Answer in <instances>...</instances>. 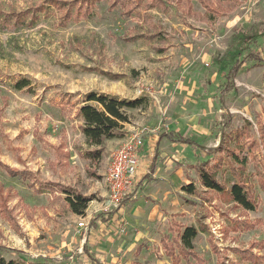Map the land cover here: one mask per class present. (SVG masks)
Returning <instances> with one entry per match:
<instances>
[{
    "label": "rangeland",
    "instance_id": "374dc122",
    "mask_svg": "<svg viewBox=\"0 0 264 264\" xmlns=\"http://www.w3.org/2000/svg\"><path fill=\"white\" fill-rule=\"evenodd\" d=\"M73 1L75 9L84 4ZM164 1L169 10L154 7L131 16L121 7L110 9L109 1H103L93 6L91 15L62 24L66 9L60 11L47 0H0L1 20L43 3L50 5L48 14L42 12L35 24L5 19V28H0V246L7 260L133 264L137 259L140 264H173L160 241L172 217L169 211L155 226L141 230L129 220L108 224L101 220L117 209L105 179L110 154L134 137L140 136L144 147L150 133L172 131H181L210 151L220 144L222 127L227 133L236 131L246 120L251 123L250 138L239 139L252 140L253 152L248 146L238 151L247 161L256 209H242L226 193L206 191L203 199V195L181 191L186 183L200 186L191 166L193 145L175 148L190 157L181 158L187 178L180 183L175 179L179 191L170 184L165 187L163 206L184 213L178 219L186 226L198 227L202 221L209 227V232L200 231L194 240L206 264H217L218 259L224 264H251L242 261L237 251L249 247L254 254L264 255V246H258L264 241V170L253 174L261 168L255 164L264 162V61L246 62L236 76L235 89L221 96L231 64L251 49H264V0H210L219 12L207 11L198 0ZM22 77L31 85L17 90L13 82ZM90 91L124 99L147 98L145 106L128 110L125 136L99 160L87 158V151L94 147L87 144L81 131L83 121L76 114ZM233 146L237 148L236 143ZM58 147L69 156L62 157ZM4 165L31 171L37 179L11 177ZM223 169L218 176L230 187L238 179L227 164ZM48 182L91 197L85 215L72 212L67 194ZM136 189L135 184L130 197ZM152 195L144 196L149 204L160 198ZM132 207L129 200L126 210ZM235 219L250 221L255 227L229 229ZM83 220L88 228L80 226ZM210 235L220 257L212 251ZM86 240L89 254L82 250ZM139 246L142 250L137 256Z\"/></svg>",
    "mask_w": 264,
    "mask_h": 264
},
{
    "label": "trees",
    "instance_id": "16d2710c",
    "mask_svg": "<svg viewBox=\"0 0 264 264\" xmlns=\"http://www.w3.org/2000/svg\"><path fill=\"white\" fill-rule=\"evenodd\" d=\"M51 5L55 6L58 10L62 11L66 9V13L62 17L60 23L67 22L70 18L79 20L83 15L85 17L92 14L93 6L97 3H102L103 1H109V8L115 9L121 7L123 13L127 16H131L133 13H140V10H150L154 7L166 11L169 10V5L164 0H152L149 2H143V0H80L83 1V5L80 7H75L74 1H65V0H47ZM204 8L209 12H219L216 9L210 0H198ZM137 2L132 7H129V3ZM144 5V9L143 6ZM50 8V5L45 3L36 6L33 10L24 11L17 13L16 15H11L6 19L7 22L14 21L19 23V25L24 24H35L40 19V14L42 12H47ZM75 9V12H74ZM48 14V12L46 13ZM45 14V15H46ZM3 18L0 19V28H5L7 23ZM264 53V49L258 50L255 52L254 49L247 51L242 59H236L231 66L227 69L226 72V82L223 84L222 95L228 93L235 89L236 83L235 79L239 71L243 68L246 62H263L264 58L261 54ZM31 82L28 78H20L13 82V87L17 90H22L30 87ZM147 104V98L141 97L136 99H124L119 96L90 91L85 94L84 99L81 105L78 107L76 114L83 121L81 125V131L85 136L86 142L89 146L94 147L92 150L87 151V158L92 160H99L104 156L105 145L108 140L115 138H123L125 133L123 131L124 124L130 121V116L128 110L137 109L145 106ZM227 127L230 125L229 116L226 119ZM250 121L246 120L242 128L236 131L227 133L226 128L222 127L223 138L220 141V144L213 148L210 151L206 152L205 159L198 160L195 163V169L199 178V187L194 183H186L182 186V191L187 194H200L203 195V199H206V191H216L219 193H226L228 198L237 204L239 207H242L244 210H255L257 207V198L252 190L251 184L249 182L251 174L246 173L247 161L245 157H241L238 149L244 148L245 146L250 147V152H253L252 140L247 142H241L239 139L242 136V141H246L250 138L248 126H250ZM246 140H245V139ZM185 142H190L189 139H183ZM233 143L237 144V148L233 146ZM61 148H57L59 154L67 158L69 154L67 152L61 151ZM225 154V155H224ZM257 158V156H256ZM254 159L255 162L257 159ZM255 164V167L258 169L253 174L260 175V172L264 170V162L259 160ZM226 164L229 166V169L232 175L238 179L237 182H234L230 187H227L222 179L218 176L219 173L224 170ZM8 175L11 177H18L23 179L21 175L28 177H33L37 179L36 175L31 171H15L12 170L9 166H3ZM264 172V171H263ZM262 173V172H261ZM38 182V181H37ZM51 188L58 189L61 192L67 194L66 200L70 206V209L75 214L84 216L85 212L91 202V197H86L83 193L77 191L76 189L65 186L55 182H48ZM263 183H261L262 185ZM263 186V185H262ZM264 188V186H263ZM39 192L41 189L39 188ZM183 197V195H181ZM130 198L129 195L125 197L122 202V205L125 201ZM185 199V197H183ZM189 203V201L185 199ZM121 205V206H122ZM120 206V207H121ZM119 207V208H120ZM118 208V209H119ZM184 213H175L172 214L171 220L168 224L167 231L161 236V245L164 250V254L171 258L173 264H206L205 259L198 254L196 251L194 240L198 236L200 231L209 232V227L205 225L202 221L198 227L196 226H186L178 218L183 216ZM255 227L250 221L244 220H232L229 225L230 228H239L240 230H249ZM264 241H260L258 244L259 248L264 246ZM209 243L212 248V251L219 256V249L215 243V240L210 235ZM254 245V244H252ZM5 250L4 247L0 246V264H22L18 260L10 259L7 260L2 251ZM240 254L242 261H247L251 264H264V255H256L253 253L251 247L237 250ZM220 257V256H219ZM195 261V262H194ZM217 264H224V261L218 259Z\"/></svg>",
    "mask_w": 264,
    "mask_h": 264
},
{
    "label": "crops",
    "instance_id": "0c3cea01",
    "mask_svg": "<svg viewBox=\"0 0 264 264\" xmlns=\"http://www.w3.org/2000/svg\"><path fill=\"white\" fill-rule=\"evenodd\" d=\"M172 132L173 133L165 132L162 134L150 133L149 136H146L145 144L142 148V159L136 176L135 184L138 189H136L134 196L128 198L120 208L118 207L119 209L117 208L114 212L109 213V215H106L105 217L102 216L101 220L104 221V224H108L109 221H115L116 219H119V221L129 220L134 223V226L138 230H141L142 228L145 229V227L148 226H155L156 223L161 221L167 215L166 211H169L171 215L178 213L174 211L171 212V210L163 206V198L164 195L166 196L167 194L163 192L167 191L165 187L171 185L174 190L179 191L182 187L179 188V186H176L177 182L175 179H178V183H180L184 181L182 179L187 178L186 175L183 174L184 171L182 168L184 163L183 160H181V158L185 156L175 152V148L177 146H182L187 149L189 145H193V151L195 153L192 158L195 159V162L192 163L191 166L196 173L197 171L194 166L195 163H197L198 160H202L199 157H206V152L209 150L201 143L193 141L189 137L181 134V131ZM183 139H189L190 142H185ZM121 141L122 138L108 140L105 145V152H113ZM112 154H110V156H112ZM165 156L167 157L164 162L163 159ZM185 158L190 157L186 156ZM143 189H145L148 193L158 194L160 196L158 202L149 204V200L144 196L148 197L152 194H147L146 192L142 196H139L138 194L141 193ZM181 195L183 194L180 193V196ZM152 199L156 200V197L152 195ZM129 200L133 201V207L126 210L127 202ZM127 211H129V215L127 214ZM82 245L83 252L89 254L87 240ZM141 250L142 246H139L136 251L137 256L141 253ZM89 256L91 257L93 255ZM133 264L140 263L136 259L133 261Z\"/></svg>",
    "mask_w": 264,
    "mask_h": 264
},
{
    "label": "built area",
    "instance_id": "2783aa9c",
    "mask_svg": "<svg viewBox=\"0 0 264 264\" xmlns=\"http://www.w3.org/2000/svg\"><path fill=\"white\" fill-rule=\"evenodd\" d=\"M142 147L143 139L137 136L127 141L111 156L105 179L109 187L111 202L117 208L135 187ZM88 225L85 220L80 222V226L84 228H88Z\"/></svg>",
    "mask_w": 264,
    "mask_h": 264
}]
</instances>
